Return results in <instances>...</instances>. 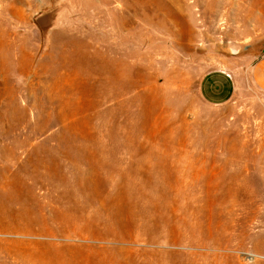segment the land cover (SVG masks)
I'll list each match as a JSON object with an SVG mask.
<instances>
[{"label":"rangeland","instance_id":"374dc122","mask_svg":"<svg viewBox=\"0 0 264 264\" xmlns=\"http://www.w3.org/2000/svg\"><path fill=\"white\" fill-rule=\"evenodd\" d=\"M262 56L264 0H0V264H264Z\"/></svg>","mask_w":264,"mask_h":264},{"label":"crops","instance_id":"0c3cea01","mask_svg":"<svg viewBox=\"0 0 264 264\" xmlns=\"http://www.w3.org/2000/svg\"><path fill=\"white\" fill-rule=\"evenodd\" d=\"M251 76L254 85L264 91V56L254 64ZM236 90V78L223 70L206 73L198 86L202 99L215 107L229 104L234 99Z\"/></svg>","mask_w":264,"mask_h":264}]
</instances>
